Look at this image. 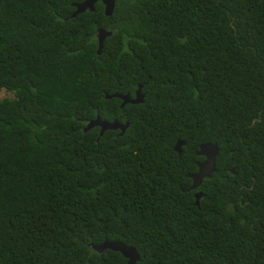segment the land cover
<instances>
[{
	"label": "trees",
	"instance_id": "1",
	"mask_svg": "<svg viewBox=\"0 0 264 264\" xmlns=\"http://www.w3.org/2000/svg\"><path fill=\"white\" fill-rule=\"evenodd\" d=\"M82 1L0 0V264H264V0Z\"/></svg>",
	"mask_w": 264,
	"mask_h": 264
},
{
	"label": "water",
	"instance_id": "2",
	"mask_svg": "<svg viewBox=\"0 0 264 264\" xmlns=\"http://www.w3.org/2000/svg\"><path fill=\"white\" fill-rule=\"evenodd\" d=\"M101 2L103 5V13L105 16H110L113 9L114 0H84L81 3L72 4V7L74 8V12L70 15V18L75 17L78 14H81L85 11L92 12L93 6L97 2ZM96 34L97 39V54L99 55L102 43L105 38L110 36V33L105 32L104 30L98 29ZM140 85H137L136 91L134 93V98H129L128 95H104L105 99L110 98H117L121 100V105L123 106L127 103L129 104H139L142 100V96L140 95ZM127 123H117L116 121H113L112 123L100 121L97 117L89 122L83 129V131H87L91 129L92 127H98L99 128V136L103 133L105 130H119V134H122L124 130L127 128ZM182 143L176 142L174 150L177 154L180 152V146ZM218 153V149L216 145L211 143H204L200 145L196 151V155L203 158V160L196 165V172L193 174H190L188 176V179H190L191 183L189 187L185 191H191L197 189L204 178H210L211 174L214 172V160ZM201 196V193H195L193 195L195 200V205L197 206V202ZM88 247L91 248L92 251L96 253H101L104 250H109L115 253H119L124 259L127 260L126 264H134L135 261L138 259V255L136 250L133 247L126 246L123 243L120 242H110V241H103L100 244H88Z\"/></svg>",
	"mask_w": 264,
	"mask_h": 264
},
{
	"label": "clouds",
	"instance_id": "3",
	"mask_svg": "<svg viewBox=\"0 0 264 264\" xmlns=\"http://www.w3.org/2000/svg\"><path fill=\"white\" fill-rule=\"evenodd\" d=\"M83 1H84V0H83ZM83 1H82V2H83ZM114 2H115V0H114ZM80 3H81V2H80ZM97 3H100V4L102 5V3L99 2V1H98ZM73 4H77V3H73ZM95 4H96V3H95ZM95 4H94V6H95ZM114 5H115V4H113V9H114ZM94 6H93V7H94ZM113 9H112V12H113ZM73 12H74V11H73ZM85 12H88V11H85ZM92 12H93V11H92ZM83 13H84V12H83ZM102 13H103V5H102ZM111 14H112V13H111ZM103 15H104V13H103ZM104 16H105V15H104ZM110 16H111V15H110ZM110 16H105V17H110ZM97 30H98V29H97ZM97 30H96V31H97ZM101 30H104V29H101ZM104 31H105V30H104ZM105 32H107V31H105ZM108 33H110V35H111V32H108ZM96 34H97V32H95V38H96ZM107 38H108V37H107ZM105 39H106V38H105ZM105 39H104V40H105ZM96 41H97V39H96ZM102 45H103V43H102ZM101 49H102V48H101ZM96 54H97V48H96ZM99 54H100V53H99ZM97 55H98V54H97ZM138 85H140V84H138ZM140 87H141V85H140ZM136 88H137V87H136ZM140 90H141V88H140ZM135 91H136V90H135ZM134 93H135V92H134ZM116 94H119V93H116ZM116 94H113V95H116ZM119 95H128L129 98H131V99L134 98V97L132 98L129 94H119ZM140 95L142 96L141 92H140ZM111 96H112V95H111ZM112 98H113V97H112ZM142 98H143V96H142ZM110 99H111V98H110ZM115 99H117V98H115ZM107 100H108V99H107ZM118 100L120 101V105H121V100H120V99H118ZM141 102H142V100H141ZM141 102H140V103H141ZM127 104H129V103H127ZM125 105H126V104H125ZM130 105H134V104H130ZM121 107H122V106H121ZM256 121H258V120L254 119V120L252 121V124H254ZM90 122H91V121H90ZM112 122H113V121H112ZM112 122H108V123H112ZM117 123H118V122H117ZM125 123H127V122H125ZM120 124H121V123H120ZM127 125H128V123H127ZM97 128H98V127H97ZM98 129H99V128H98ZM105 131H108V130H105ZM105 131H103V132H105ZM115 131H116V130H115ZM118 131H119V130H118ZM101 135H102V134H101ZM101 135H100V136H101ZM98 136H99V133H98ZM100 136H99V137H100ZM176 142H180V141H176ZM176 142H175V143H176ZM180 143H182V142H180ZM206 143H211V142H206ZM182 144H183V143H182ZM211 144L216 145V144L213 143V142H212ZM174 145H175V144H174ZM201 145H202V144H201ZM199 146H200V145H199ZM199 146H198V147H199ZM216 147H217V145H216ZM217 149H218V147H217ZM173 151H175V150H173ZM195 153H196V152H195ZM179 154H180V152H179ZM179 154H177V155H179ZM217 154H218V153H217ZM195 155H196V154H195ZM196 156H197V155H196ZM216 156H217V155H216ZM199 157H200V156H199ZM215 158H216V157H215ZM202 160H203V159H202ZM202 160H201V161H202ZM201 161H200V162H201ZM198 163H199V162H198ZM214 168H215V160H214ZM232 171H233V169H230V172H232ZM195 172H196V171H195ZM192 174H193V173H192ZM189 175H190V174H188L187 177H188ZM211 175H212V174H211ZM204 179H205V178H204ZM190 183H191V181H190ZM188 187H189V186H188ZM188 187H187V188H188ZM187 188H186V189H187ZM198 188H199V187H198ZM196 193H200V192H196ZM194 194H195V193H194ZM194 194H193V195H194ZM201 196H202V194H201ZM201 196H200V197H201ZM194 204H195V202H194ZM110 242H113V241H110ZM120 243H121V242H120ZM89 244H92V243H89ZM123 244H124V243H123ZM95 245H96V244H95ZM125 245H126V246H129V247H133L135 250L137 249L134 245H127V244H125ZM89 248H90V247H89ZM90 249H91V248H90ZM104 251H105V250H104ZM93 252H94V251H93ZM111 252H112V251H111ZM136 252H137V250H136ZM114 253H115V252H114ZM137 255H138V252H137ZM121 257H122V256H121ZM122 258H123V257H122ZM123 259H124V258H123ZM124 260H126V259H124ZM126 262H127V260H126ZM126 262H125V264H126Z\"/></svg>",
	"mask_w": 264,
	"mask_h": 264
},
{
	"label": "rangeland",
	"instance_id": "4",
	"mask_svg": "<svg viewBox=\"0 0 264 264\" xmlns=\"http://www.w3.org/2000/svg\"><path fill=\"white\" fill-rule=\"evenodd\" d=\"M3 98H12V94L4 92V91H1L0 92V100L3 99Z\"/></svg>",
	"mask_w": 264,
	"mask_h": 264
},
{
	"label": "flooded vegetation",
	"instance_id": "5",
	"mask_svg": "<svg viewBox=\"0 0 264 264\" xmlns=\"http://www.w3.org/2000/svg\"><path fill=\"white\" fill-rule=\"evenodd\" d=\"M174 147H175V145H174ZM174 147H173V150H174ZM197 165V164H196Z\"/></svg>",
	"mask_w": 264,
	"mask_h": 264
}]
</instances>
